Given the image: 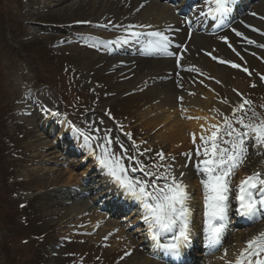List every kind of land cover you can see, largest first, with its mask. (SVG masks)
Instances as JSON below:
<instances>
[{"label": "rangeland", "instance_id": "obj_1", "mask_svg": "<svg viewBox=\"0 0 264 264\" xmlns=\"http://www.w3.org/2000/svg\"><path fill=\"white\" fill-rule=\"evenodd\" d=\"M175 4H177L176 1L171 2V7ZM191 7L192 2L186 10L189 11ZM263 7L264 1L252 0L241 15L250 16L258 21L263 27L262 31H264V19H261L264 17ZM108 11L110 13L115 11L114 15L124 17L118 12L115 3L109 4L94 0L59 2L57 0H0V182L2 181L0 183V264H73L76 255L83 252L86 245H94L96 241L103 240H92L91 237L94 230L101 228L104 218L115 220L119 228L136 240L135 243L140 252L126 256L125 249H111L106 243L104 252L118 253L116 259L109 258L110 260L108 259L105 263H97L92 256L88 255L87 257L90 258L82 261V264H134L140 261L143 254L150 259L152 264L157 262L156 257L147 255L143 248L144 246L150 247V245L146 242V230L138 231V229L146 226L142 221L136 223L132 219V222L125 219V211L134 209L135 212L134 207H129L115 219L110 217L107 213L108 209L103 207L109 206L104 199L108 196L103 193L105 192L104 186H100L103 195L101 200L93 201L99 199L92 186L96 185L95 180L98 179L97 170L99 172L101 170L94 158L88 159L85 155L83 159L84 152L80 153L83 150L80 147L82 138L81 143L75 145L70 142V136L58 137L61 129L56 125V121L59 118H66L85 131H88L90 126L91 134L95 136H103L105 130L112 129L111 137H119L126 147H130L131 141L123 135L126 132L125 128H119L115 119L119 117L126 120L131 117L134 118L132 120L134 125L137 121L142 122L136 113L140 114L146 108L141 109L137 105L129 106V110L125 108L126 105L122 104L118 108L115 102L118 96L123 95L125 91L120 90L107 94L104 90L105 85L111 82L109 72L113 73L112 78L125 73L124 68H112L115 61L120 58V54L99 56L100 49H97V45L89 38L94 37L93 39L97 41L99 39L96 38H102V41L112 40L108 37L115 34L114 28L99 29L96 33L91 32L90 28V22L97 20L101 14ZM184 17L177 15L180 22ZM244 19L245 17L233 20L230 27L238 31L239 26L246 31L257 33L241 23ZM85 21L89 23H84ZM227 32L236 38L233 31ZM220 36L221 34L217 37L220 38ZM237 38L244 39V37ZM242 39L240 40L243 42ZM249 46L253 48V45ZM243 54L236 57L233 62L230 61L240 65L239 68L223 63L220 70L221 76L208 80L207 85L202 88L203 93L207 97L210 96L208 90L213 86L223 94V97L225 96V99L226 97L231 98L232 90L235 89L234 83L236 80H241L243 88H240L239 92L252 102L251 108L258 116L264 118V80L261 79L264 76V48L254 46L252 52ZM92 64L95 65L93 70L90 68ZM245 68L247 72L244 71ZM122 83L128 84L126 80ZM173 85L177 88L178 83ZM152 86H157L155 89L159 90L158 83L153 82L140 88L131 86L128 91L140 92L137 95L145 94L139 98L152 102L156 96L151 94ZM147 90L149 96L145 93ZM75 91L77 96L73 94ZM220 101L215 100L211 105H221L217 104ZM224 107L221 110L228 114L229 109L227 106ZM52 112H59L61 115L56 119V116L49 115ZM44 114L49 115L48 121H45ZM199 114L196 117H200V121L194 119L195 117L190 120L184 116L179 118L188 123L203 122V115H205L209 118L203 123L205 127L217 123V120L212 119L215 114L206 113V115L202 111ZM248 116H251V112ZM245 119L247 122V117ZM145 122L148 125L156 123L154 119ZM40 126H43V130L47 133L46 153L54 151L52 156H59V158H49L52 156H43L38 153L37 149L41 151L42 145H35V132H38ZM114 128H118L120 136L118 133L114 134ZM97 129L99 131H96ZM150 137L148 141L138 144L141 152L146 148L149 149L151 140L155 141L152 136ZM199 142L197 139V143ZM169 144L166 147L152 146H156L155 151H163L165 155L170 150L177 153V155L171 154L175 155L174 160L169 157L170 155L166 156L165 162L172 163L177 173L185 170L190 178L186 180V183H189L188 186L194 185L198 189L193 196L194 208L197 207L195 215L199 219L203 213V201L201 200L203 189L200 184L201 177L195 171L197 160L195 145ZM113 150L119 151V146L114 144ZM155 151L141 157L145 164L151 165L158 162ZM190 151L193 153L192 162L187 161L182 155ZM124 163L127 166L130 162L125 159ZM185 163L189 164L186 169L182 167ZM258 169L264 172V155H257L255 149L250 148L244 166L233 178V185ZM69 174L73 175V178L67 179ZM133 175L142 176V173L137 172ZM78 178H86V180L82 182L78 181ZM84 189L88 191L84 192ZM64 195L72 197L63 200ZM71 201H78L80 207L73 210L70 207ZM78 209L82 212L77 211ZM92 209L96 210L87 212ZM138 212L137 215H139ZM61 215H63V221L68 220L69 225L62 226L57 223ZM92 216L97 217L92 219ZM83 220L90 221L93 226L85 227L86 225L81 222ZM37 228L40 231H38L39 234L35 231ZM260 229L259 221L243 225L240 229H232L226 234L223 247L228 246L233 237L238 234L247 235L250 234L248 232H253L252 237ZM84 230L87 233L72 244L61 237L63 233L73 235ZM196 231L201 237V220ZM105 237L106 234H103V238ZM104 242L108 241L104 240ZM80 244H84V247L82 248ZM219 251L222 252L223 249ZM196 254L195 251L194 255ZM74 264L81 263L75 261Z\"/></svg>", "mask_w": 264, "mask_h": 264}, {"label": "snow or ice", "instance_id": "obj_2", "mask_svg": "<svg viewBox=\"0 0 264 264\" xmlns=\"http://www.w3.org/2000/svg\"><path fill=\"white\" fill-rule=\"evenodd\" d=\"M205 5L207 11H201L200 15L211 17L217 27H224L229 22L237 0H205ZM252 15L256 14L252 13ZM188 23L191 24L192 21L189 20ZM109 24L127 35L118 36L111 41H101L108 49L111 46L123 48L126 45H141L142 51L148 55L175 57L177 66H180V62L184 59L183 54L178 50L180 46H177V50H170L173 41L167 33L171 31V26L163 30L144 31V29H151L152 26L114 24L108 21L97 27L108 28ZM246 27L252 26L246 25ZM232 31L236 36L243 37V33L235 28ZM252 31L264 36V31L255 27H252ZM221 39L236 55H240L226 36ZM244 39L250 45L264 48V44H258L253 39L248 37ZM183 51L186 52L187 48ZM252 54L255 55V53ZM212 59L216 60L217 57L212 56ZM219 62L229 63L233 68L240 67L230 61L220 60ZM187 71L199 72L200 70L192 66ZM244 71L248 70L245 68ZM261 79L264 80V76ZM216 82L219 83V81ZM233 92L236 94V99L220 101L221 105L229 109L228 114L220 108L211 109L215 113L212 119L217 120V123H212L208 127L201 125L203 131L199 135V143H197L196 134H192V143L195 145L197 157L195 171L201 177L200 184L203 189V245L209 253L223 249L218 257L223 264H264V230L258 231L247 239L243 247L232 253V258H229V249L223 247L231 223V214L253 224L264 220V172L259 169L253 171L251 175L245 176L233 185V178L244 166L250 148L255 149L257 155H264V118L258 116L251 108L252 102L242 93L236 89H233ZM178 99L183 101V97ZM249 112L251 116H248ZM51 115L59 117L61 114L52 112ZM189 119L193 118L189 117ZM194 119L199 120L200 117ZM61 123L69 126L75 140L79 141L82 138L80 146L86 148L95 158L96 165L107 178L108 183L113 186L115 194L126 203L131 202L138 207L139 218L146 226V238L151 242L153 252L157 255L162 254L165 258L180 261L183 250L191 247L196 229L194 197L188 191L186 172L177 173L172 163L165 162L166 157L163 151L156 153L157 163L145 164L141 157L151 153L152 150L146 148L141 152L130 133H125L131 141L130 147H126L119 137H111L110 129L105 130L103 136H95L91 134L90 126L88 131H85L67 119L62 120ZM114 144L119 146V151L113 150ZM182 155L187 161H193L191 151ZM200 157L203 159H199ZM125 159L130 162L127 166L124 163ZM182 167L186 169L189 164L185 163ZM137 172L142 173V176L133 175ZM129 254L125 253L126 256Z\"/></svg>", "mask_w": 264, "mask_h": 264}, {"label": "bare ground", "instance_id": "obj_3", "mask_svg": "<svg viewBox=\"0 0 264 264\" xmlns=\"http://www.w3.org/2000/svg\"><path fill=\"white\" fill-rule=\"evenodd\" d=\"M59 1H71V0H57ZM95 2H105V3H115L118 12L120 14L124 15V17H120L114 15L113 11L110 13L104 12L99 16L97 20H93L90 22V28L91 32L96 33L102 29V27H97V25H102L107 23L108 21H111L114 24H143V25H151V29H144V31H151V30H163L167 26H171V31H169L167 34L170 36L171 40L173 41L172 49L170 50H177V46H180L178 49L179 52H181L184 56V59L180 62V66H177L176 59H165L160 58L158 55L153 56L149 55V58L140 57L139 54L144 53L142 51L141 45H126L123 48H117L115 46H111L110 49L106 48L104 44L101 43L103 40L102 38H96L99 39L98 41L93 39L94 37H89L94 41V43L97 45V49H100L101 54L99 56H102L104 54H121L123 55L121 58L117 59L115 61V64L112 68H124L125 73H120L118 76L112 78L113 73L109 72L108 75H111V81L109 84H106L104 87V90L107 92V94L115 93L117 91H125L123 95H121L118 98V102L122 104L123 106L126 105V109H129V106H137L142 108H146L143 110L142 113H136L138 114V117L141 119L142 122H136L135 125L133 124L134 118H126L123 122L120 123L119 128H125V133H130L132 136V140H137V144H141L145 141H148L151 139L150 136H152V139L154 138L155 141H150V147L152 151H155L154 148L156 146L152 145H161L166 147L167 144L173 143L176 146L187 144V145H193L192 143V134L195 133L197 136V139H199V135L203 131L201 129V125L205 123L209 118L207 116L203 115V122H193L188 123L187 121L181 120L179 117L184 116L189 119V117H196L199 114L200 111L204 112V114H211L214 115L215 113L211 111L213 108H225L221 105H214L212 106L211 103L215 102V100H222L225 99L223 97V94L218 92V89H214L213 86L209 88L208 93L210 96L207 97V95H204L203 93V87L207 85L208 80L217 79L219 76H221V68L222 63H220V60L225 61H234L236 57H240L244 55L243 53L247 54L248 52H252L253 48H251L245 39H242L243 42L239 38H235L230 35V33H225L223 36L221 34L220 38L217 36H208L205 32H208L207 26L203 27L205 23L203 22L204 17L200 15L201 11H207V6L204 3L197 4L195 3V9L192 11V14L188 16V21H192L191 24L187 21V26L185 24L186 21H179L177 16L174 14V10L177 12V14L184 15L186 14L185 7H188V4H186L190 0H178L176 2L177 5L175 8H171L167 6L164 1L170 3L174 0H94ZM264 1V0H262ZM143 5V7H141ZM260 5H263L260 3ZM261 7V6H260ZM139 9V11H137ZM241 9V8H240ZM264 10V7L263 9ZM171 11V12H170ZM118 15V14H117ZM242 15V11L239 10L238 16L239 19L244 18L243 23L244 25H250L252 27H255L262 31V26L258 21H256L254 18L250 16H240ZM186 20V19H185ZM236 25V24H235ZM232 26V25H231ZM237 26V25H236ZM233 27V26H232ZM252 27H250V30H252ZM89 28V27H88ZM108 28H113L111 24H109ZM238 31L243 33V37H248L250 39L255 40L258 44H264V38L257 33H253L250 31H246L243 28L238 26ZM115 29V28H114ZM191 30L190 37L186 34L187 30ZM231 31V30H230ZM105 34V33H104ZM103 34V35H104ZM121 35H127L120 29H115V39L118 36ZM219 36V35H218ZM227 37L229 43L232 44V46L236 49L237 52L240 53V55H236L235 52L232 51L231 48L228 47V45L221 39V37ZM111 38V37H108ZM107 38V39H108ZM219 38L218 40H216ZM107 41V40H106ZM187 48V51L184 52L183 49ZM207 53H211L212 55H208ZM146 54V53H144ZM148 55V54H146ZM94 56V54H93ZM98 56V55H97ZM212 56H216L217 59L213 60ZM195 66L200 71L199 72H190L187 71L188 68ZM103 67L102 65L100 66ZM91 70L95 69V65L90 66ZM202 73V74H201ZM126 80V83H122V81ZM203 81V83H201ZM150 82H157L159 85V90L155 89L157 86H152L150 88L151 94L156 95L155 99L152 100H143L139 97L144 96L134 94L128 91V89L132 87L139 88L143 87L146 84ZM177 88L173 84H177ZM243 82L241 80H236L234 83V88L239 92V89L242 87ZM148 90L145 92L147 94ZM190 93H193V95H190ZM75 96H77V92L75 91L73 93ZM78 94H80L78 92ZM148 95V94H147ZM149 96V95H148ZM183 97V101H180L178 98ZM222 97V98H221ZM235 98L236 94L232 90V97L226 99H229L230 101ZM151 99V98H150ZM177 99V102H176ZM150 101V102H149ZM136 102V103H135ZM217 104H220V102H217ZM128 106V107H127ZM175 106V107H174ZM178 106V107H176ZM219 106V107H218ZM194 110V111H192ZM192 111V112H191ZM154 112V113H151ZM206 114V115H207ZM51 117L53 115L49 114ZM49 115L44 114L45 121H48ZM129 117V115H128ZM56 119H58L56 117ZM66 118H59L56 121V124L61 129L59 136L60 138H63L64 136H70L69 140L71 143H75V145H79L81 142L80 140L77 141L73 138L71 130L67 124L61 123L62 120ZM149 119V120H148ZM154 121L155 124L148 125L145 121ZM190 120V119H189ZM175 121V122H174ZM205 126V125H204ZM38 126H34V128ZM115 133H118V136L121 134L119 133L118 128H114ZM160 129V130H159ZM112 130V129H111ZM36 133V139L35 142L37 144H41V151L37 149L38 153H41L43 156H52L54 151H48L46 153L45 147L47 145L46 136L47 133L45 130H43L42 127L37 130ZM123 133V135H125ZM157 137V140H156ZM45 144V145H44ZM52 145V143H51ZM170 146V144H169ZM173 147V145H171ZM85 155L86 158L93 157L89 154V151L85 148ZM156 153L158 151H155ZM46 153V154H45ZM176 152L170 150L169 153L166 156L170 155L169 157H175ZM48 158V157H46ZM49 158H59V156H52ZM74 158V157H73ZM94 158V157H93ZM95 159V158H94ZM49 160V159H48ZM176 169V168H175ZM68 171V170H67ZM185 171V170H184ZM189 174V173H188ZM73 178V175L69 174L67 179ZM98 180H96V190L97 187H100L101 185H104L108 183L106 180V177L100 173L98 175ZM76 179V178H75ZM85 178L77 179L78 181H84ZM190 179L189 175H186V180ZM2 183V181L0 182ZM189 184V183H187ZM197 186V185H196ZM107 189L106 192H111L113 197L111 198L109 195L106 197V201H108V204H112L114 207H110V215L118 214L119 211L122 210L124 212L129 207H123L122 205H119L116 203L114 197H118L115 194V190L112 185L109 183L106 184ZM196 189L194 185H191V187H188V191L192 194L196 193ZM198 190V189H197ZM82 191V190H81ZM84 192L88 191L87 189L83 190ZM82 191V192H83ZM201 191V188H200ZM100 194V193H99ZM72 197V196H71ZM68 195H64L63 200H68L71 198ZM194 197V196H193ZM121 199V198H120ZM93 200V199H92ZM66 203V202H64ZM59 204V202H58ZM54 205V204H53ZM73 210H76L77 207H80V203L78 201H71V206ZM72 210V212H74ZM96 209L88 210L87 212H93ZM134 210V209H133ZM133 210L125 211V214H128L126 216V219H129L133 222L142 221L139 218V215L135 213ZM79 211V209L77 210ZM79 212H82L79 211ZM134 212L135 214H133ZM139 213V212H138ZM194 212V217H195ZM97 216H92V219ZM82 220V219H80ZM196 223V228L198 226V223H200L201 218H194ZM131 221V222H132ZM83 224H85V227L93 226L90 224V221L83 220L81 221ZM57 223H59L62 226L69 225L68 220L63 221V215L58 217ZM259 227L260 230H264V220L259 221ZM146 230V228H140L138 231ZM257 230V231H260ZM194 232H197L196 229ZM87 232L82 231L78 233L69 234V233H63L61 234V237L66 239V241H69L71 244L77 242V239L81 237L82 235L86 234ZM229 233V231H228ZM250 234L244 235V234H238L237 236L233 237V240L229 243L228 246L225 248L229 249V258H232V253L236 252L239 248L244 246V243L247 239H250L253 232H248ZM103 234H106L107 239L103 238ZM194 235V234H193ZM92 240L97 239H103L101 242L96 241L94 245L89 244L84 247V244H80L82 248L84 247V251L80 252V254L85 258L92 256L97 263L102 262L105 263L108 261L109 258L116 259L118 253H114V251H110V253H105L104 245L108 243L109 248L115 249H125L129 255L132 254H138L137 252H140L137 249L136 246V240L132 238L130 235H128L126 232H124L123 229L119 228L117 222L115 220L105 219L103 221V225H101V228L98 230H94V234L91 237ZM104 240L108 242H104ZM84 242V241H82ZM80 242V243H82ZM92 242V241H91ZM79 245V247H80ZM146 251V254H152L157 255L153 252L151 247H143ZM198 249L197 256H201L202 259H199V262L196 260L192 261L191 258V264H223V261L219 260L218 257L222 254V252H218L215 254L210 255L208 253V250L205 247L199 246L196 243V239L193 236V242L191 244V249ZM185 250V249H184ZM183 250V251H184ZM190 253L186 252V256H189ZM184 256V255H182ZM185 257V256H184ZM130 258V257H129ZM161 255H158V259L161 261ZM187 259V257H186ZM110 260V259H109ZM202 261V263H201ZM134 264H152L150 259L145 256L144 254L141 256L140 261L138 263ZM159 264H164V262L161 261ZM189 264V263H186Z\"/></svg>", "mask_w": 264, "mask_h": 264}, {"label": "trees", "instance_id": "obj_4", "mask_svg": "<svg viewBox=\"0 0 264 264\" xmlns=\"http://www.w3.org/2000/svg\"><path fill=\"white\" fill-rule=\"evenodd\" d=\"M3 162V161H2Z\"/></svg>", "mask_w": 264, "mask_h": 264}]
</instances>
